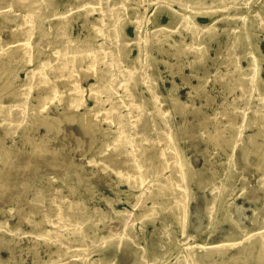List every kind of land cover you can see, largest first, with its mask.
Segmentation results:
<instances>
[{"label": "rangeland", "instance_id": "1", "mask_svg": "<svg viewBox=\"0 0 264 264\" xmlns=\"http://www.w3.org/2000/svg\"><path fill=\"white\" fill-rule=\"evenodd\" d=\"M51 1L60 11L75 2ZM233 2L231 7L223 9L220 8L223 5L218 4L212 16L200 14L196 17L195 21L202 29L201 35H204L208 46L207 56L200 62L191 63L193 57L190 52L175 58L159 50L169 49L168 44L178 38V13L182 15L185 12L179 2H163L159 7L142 2L139 10L142 12L143 29L137 42L133 41L136 37L133 24L126 21L120 25L130 42L118 56L117 68H112L117 74L114 80L122 79L123 73L119 74L121 69L133 70L134 76L125 90L113 81L109 90L102 89L100 97L104 102L99 108L108 109L111 100L122 97L124 102L137 105L125 106L120 113L124 128H130L135 143L148 152L159 145L165 134L173 136L190 169L186 184L189 199L183 228L172 213L170 206L173 199L169 197L166 206L161 209L160 219L148 220L144 224L135 219L132 228L134 239L119 245L100 242L91 259L101 257L111 264H136L139 258L146 256L149 260L155 258L158 264H179L191 250L201 259L197 264H257L252 257L248 261L241 248L248 243L251 235L264 232V152L260 154V148L257 149L264 135V126L257 116L264 100V29L259 28L264 18V0ZM209 3L210 0L206 2ZM23 6L15 4L6 15L8 19L0 21L1 39L9 40L8 31L16 24L10 19L19 15ZM94 16L98 13L88 16L89 23ZM82 19L76 17L75 10L70 13V32L74 41H87L104 47L112 44L107 34L89 40L87 29L81 26ZM212 23L210 38L206 26ZM48 26V22L42 20L31 33V62L23 68H12L14 71L18 69L16 83H20L28 72L48 73L49 66L35 68L39 61L37 46L42 49L40 59L46 58L47 63L50 62L48 55L51 48L48 45L54 40V32ZM40 28L45 31L41 40L37 32ZM233 28L238 34L235 41ZM145 35H148V42ZM229 47L235 48L237 56L227 54ZM7 54L5 48L0 49V57ZM251 56L258 61L256 87L242 93L245 88L234 86V83L247 68ZM236 59L237 64L233 63ZM76 63V60L71 63V70L83 76L85 64H82L83 68H78ZM96 66V70H102L99 74L110 75L111 71L104 68L103 61ZM67 73L63 71L58 76L49 74L50 81L58 84V95L49 99L41 110L49 117H61L58 132L47 131L42 121L36 118H28L24 129L17 125L0 126V140L5 153L0 155V264H35L32 259L33 238L29 232L32 229L27 222L28 217L37 219L40 215L39 212L28 213V200L33 197L40 196L41 212L49 204L53 189H59L68 200L80 203L90 212H108L112 217L110 225L118 226L119 220L115 218L114 211L128 210L136 215L142 209L133 206L138 196L142 195L146 186L154 187L151 178L146 176L140 186L133 188L121 181L123 177L116 166L91 163L103 152L105 160L108 158L110 147L106 144L101 148V144L108 139L106 132L115 130L117 126L102 120L101 131L91 142L90 135L78 128L77 116L72 122L63 119L61 114L67 106V97L64 84L58 81ZM95 78L90 75L80 82L86 107L93 106V100L88 96ZM2 86L3 79L0 78V89ZM101 87L98 85L97 88ZM30 90L29 102L32 108H36L34 96L38 90L35 87ZM9 101L10 97L0 92V102L6 104ZM80 112H84V107ZM53 125L56 126V123ZM238 130L241 133L239 139L248 144L245 158L241 147L222 140H229ZM25 134L35 142L41 140L56 154L52 158L45 153L31 154V144L24 139ZM250 134L253 137L249 140ZM163 172L168 174V169ZM148 201L145 204L149 205ZM19 214L23 216L20 223ZM88 226L89 235L95 233L100 236L106 230L102 223L94 222ZM9 229L17 230L18 234L13 235ZM36 249L46 258L45 247L39 244Z\"/></svg>", "mask_w": 264, "mask_h": 264}, {"label": "bare ground", "instance_id": "2", "mask_svg": "<svg viewBox=\"0 0 264 264\" xmlns=\"http://www.w3.org/2000/svg\"><path fill=\"white\" fill-rule=\"evenodd\" d=\"M145 1L148 6L153 5L156 7H159L163 2L170 3L172 1L179 2L182 5L181 8L185 12L182 15L178 13L180 19V28L176 31L178 38L174 39V43L168 44L169 49L159 48V50L173 55L175 58L183 53L190 52L193 57L192 63L204 60L208 51L204 35H201L202 29L195 21L196 17L200 14L212 16L217 11L214 7H218V4L223 5L220 7L222 9L223 7L228 8L232 6L231 3L235 0L227 2L226 0H210L209 4H206L208 0H75L74 3L69 4V8L65 7L62 11L58 10L51 0H0V21L8 19L6 15L12 11L15 4L24 5L23 11L10 19L16 24L8 31L9 40L0 38V49L5 48L8 53L5 57H0V78L3 79L0 92L10 97V101L6 104L0 102V126L5 128L17 125L24 129L28 118H36L42 121L47 131L54 130L58 132L57 127L62 121L61 117H49L42 114L41 110L45 108V104L49 99L58 95L56 89L58 84L50 81L49 74L52 73L58 76L63 71H67L68 73L58 81L64 84V92L67 97V106L61 114L63 119L72 122L74 116H77L79 118L76 123L78 128L81 132L90 135L91 142L95 141L97 133L101 131L100 122L102 120L117 126L115 130L106 132L108 139L104 144H101V148L106 144L110 147L108 158L105 160V152H103L98 158L92 159L91 163H99L101 166L109 163L111 167L116 166L118 173L123 177L121 181L127 182L133 188L140 186L142 179L146 176L151 178V183L154 185V187L146 186L142 195L138 196L133 206L142 207V209L136 215L133 216L128 210L114 211L115 218L119 220L118 226L117 224L110 225L112 217L108 215V212H90L80 203L68 200L59 189H53V195L44 211L40 212L42 207L40 196L28 200V213L31 215L37 212L40 213L37 219H33L32 216L27 218V222L31 224L32 229L29 232L33 238L32 259L35 264H64L66 262L71 264H111L101 257L91 259V255L97 251L95 248L97 244L103 242L102 244L105 245H119L126 240L134 239L135 233L132 229L134 220L139 219L141 224H144L148 220L153 222L156 218L160 219L161 209L166 206L169 197L173 199V204L170 206L172 213L182 225V228L184 227L186 204L189 199L186 184L190 169L183 159L173 136L169 133L165 134L159 140V145L153 146L154 148L148 152L146 148H140L135 143L130 128L128 130L124 128L123 115L120 113V110L125 106L133 107L137 105L130 101L124 102V97H122L116 101L111 100L108 109L99 108L104 102L100 97L102 89L109 90L112 81L124 90L132 82L133 70L121 69L119 74L123 73L122 79L115 81L114 76L116 73L112 68H117L118 56L130 42L124 36L120 25L126 21L131 22L136 34L133 41L137 42L140 39L143 23L142 12L139 8L142 2ZM242 1L247 3L249 0ZM73 10H75L77 18H83L81 26L87 29L86 35L89 40L95 39L101 34H107L112 44L109 47H104L102 44L96 46L92 42L74 41L70 32L72 23L70 13ZM94 12L98 13V16H94L92 22L89 23L88 16L93 15ZM16 18L18 19L15 21ZM222 18L224 17L222 16ZM42 20L48 22V29L54 32V40L48 45L51 48V53L48 55L50 62L48 63L45 60L46 58L40 59L42 49L37 46L39 61H37L35 68H48L49 66L48 73L28 72L20 83H16L18 69L14 71L12 68H23L26 63L31 62V33ZM206 27L208 37L212 38L210 28L213 27V23ZM259 28L264 29V18ZM235 31L236 29L233 28L234 41L238 37V34L234 33ZM37 32L39 40L43 39L45 31L40 28ZM145 38L148 42V35H145ZM227 54L237 56L234 47H229ZM74 60L77 61L78 68H83L82 64H85L86 69L83 76L82 73L78 75L71 70V63H74ZM237 60L233 63L237 64ZM100 61L104 62L106 70L111 71L109 76L99 74L102 70H96V65ZM145 66L148 67L149 65ZM145 66L143 68H146ZM257 72L258 61L251 56L247 68L241 72L234 86L242 85L245 88L242 93H247L255 86ZM90 75L96 77L95 83L90 87L88 96L89 99L93 100V106L86 107L80 82L83 77ZM98 85L103 87L98 89ZM34 87L38 90L36 96H34V99L37 100L36 108H32L29 102L31 98L30 89H34ZM110 94H113V92ZM83 107L84 112H80ZM261 107L262 110L258 111L257 116L264 126V100ZM55 123L56 126L53 125ZM240 136L241 133L238 130L229 140H224V138L222 140L227 141L229 145L241 147L242 156L245 158L249 148L246 142L239 139ZM218 137H220V134H218ZM252 137L253 134L248 135L249 140ZM24 139L31 144V154L45 153L51 158L56 154L41 140L35 142L26 134ZM260 144L261 146H257V149L260 148L259 153L263 154L264 135ZM3 150V143L0 140V155H5ZM262 165H264V161ZM165 168L168 169L166 175L163 172ZM146 200H149V205L145 204ZM108 203L111 204V201L108 200ZM167 207L169 208V206ZM255 216L254 213L253 220L256 219ZM22 218L23 216L19 214L18 223L21 222ZM94 222L95 224L102 223L103 227L106 228L100 236H96L95 233L88 234V225ZM2 231L6 230L3 229ZM9 232L13 235L18 234L17 230L9 229ZM39 244L46 248V258L38 253L36 246ZM256 245H258V248H256ZM241 250L245 252L248 261L252 257L257 264H263L264 232L259 231L251 235L248 243L244 244ZM199 258L194 251L189 250L181 258L179 264H197L201 261ZM136 264H158V262L155 258L149 260L144 256L142 259L139 258Z\"/></svg>", "mask_w": 264, "mask_h": 264}]
</instances>
